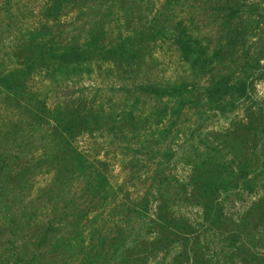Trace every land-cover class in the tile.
Here are the masks:
<instances>
[{
	"label": "trees",
	"instance_id": "obj_1",
	"mask_svg": "<svg viewBox=\"0 0 264 264\" xmlns=\"http://www.w3.org/2000/svg\"><path fill=\"white\" fill-rule=\"evenodd\" d=\"M10 1L6 0L7 4ZM142 1L46 0L37 16L39 21L30 20L26 27L22 21L25 16L22 19L11 8L4 7L8 23L2 30H12L14 44L6 61L0 64L6 72L0 78V95L6 97L5 105L12 113V117L1 122L3 125L0 126V205L11 227V255L17 262L47 264L48 257L41 249L48 246L52 236L59 231L69 233L71 239L72 234H79L78 240L87 239L92 237V224L100 219L106 222L115 216L121 220L116 235L110 239L102 238L99 248L93 252L87 250L86 258L80 264H111L119 253L126 258L124 264H148L160 254L176 256L171 260L174 263L211 264L200 247L203 230L231 236L229 247L235 250L240 264L255 261L253 257L256 256H250L244 249L246 245L240 244L238 233L217 211L216 199L221 190L230 191L241 183L246 186L263 175L264 164L259 160L264 157V150L260 147L255 154V148L250 150L248 146L253 138L254 142L262 140L264 146V128L257 133L252 126L244 131L233 128L234 134L227 133L219 139L224 150L209 148V153H201L203 159L189 156L191 163L187 160V164L191 166L192 174L187 182L179 183L170 167L178 153L165 144L168 139L175 142L185 135L180 121L187 116L185 108L191 103L187 95L191 90H197L192 89L195 86L191 83L172 86L142 81L139 85H132L131 90L123 89L134 97L132 101L128 100L131 102L125 105L126 109H122L120 100L122 86L114 94L120 98L99 99L81 94L48 101L46 89L56 93L61 88H69V85L76 84L71 81L73 78L92 73L93 66H111L119 72V81H122V68L141 76L140 70L147 64L151 50L169 40L177 45L183 63L197 75H193V79L217 66L221 51L209 53V48L202 46L200 39L193 37L190 31L183 30L173 36L163 22L156 21L158 15L145 23L136 19L134 7L141 5ZM74 14L79 17V25L77 22L68 25L65 19ZM35 77L46 83L45 91L32 87ZM212 77L218 80L204 88L205 102L215 111L226 112L227 105L231 104L224 97L225 77L217 78L216 74ZM229 94L233 96L234 92L230 90ZM140 104L146 110L140 109ZM136 109L140 110L138 115ZM15 117L18 119L14 120ZM8 126H11L10 131ZM97 134L109 137L120 148L125 143L122 146L124 151H130L134 145L135 150L130 151L133 157L129 161L137 168L128 179L133 184L123 188L122 201L102 213L91 210L96 208L98 201L115 199L117 191L114 190L113 196L107 195L110 184L105 171L96 170L92 160L100 167L105 168L107 164L97 157L91 159L76 147L78 138ZM34 148L35 151L42 149V153L32 155L23 166H17L15 177L4 182L2 175L7 174L11 166L16 168L14 165H19L20 154L17 152L26 154L34 152ZM212 161L213 164L209 163ZM256 164L257 170L251 171ZM142 166L147 167L146 176L136 182L132 176L140 172ZM39 172L52 174V179L43 188H36L32 195L29 190L34 188L31 184L33 176ZM9 183L13 185L12 191ZM7 192L15 196L10 198ZM131 195H135L134 199ZM185 202L200 209L203 230L187 225L182 218L177 219L179 216L175 212L180 215L179 208ZM19 204L24 205L20 207V214L17 212ZM250 215L255 216V220H262L264 195L252 203L239 228ZM50 216L53 220L49 219ZM55 226L62 228L55 229ZM33 230H36L32 237L36 246L32 255L25 254L22 248L25 243L22 242L27 241ZM108 245H113L114 250H110L114 255L103 260L101 255ZM128 249L133 253L127 252ZM254 264H264V261Z\"/></svg>",
	"mask_w": 264,
	"mask_h": 264
},
{
	"label": "rangeland",
	"instance_id": "obj_2",
	"mask_svg": "<svg viewBox=\"0 0 264 264\" xmlns=\"http://www.w3.org/2000/svg\"><path fill=\"white\" fill-rule=\"evenodd\" d=\"M45 1L11 0L10 4H7L6 0H0V64L2 61H6L14 44V41H12V36L14 37V34H11L12 30H2L8 23V14H6L4 7L7 9L11 8V11L15 15L22 17V19L25 16L22 21L24 22L23 27H26V23L30 20L33 22L39 21L37 16ZM140 4L134 7V13L136 19L141 20L142 23L158 15L159 19L156 21L163 22L167 26L168 32L173 36L183 30L186 33L190 31L194 35L193 37L200 39L202 46L209 48V53L214 50H220L222 55L217 58V66L213 70L207 69L205 72L199 73L197 79H193V75H197L191 71L188 64L183 63L180 59L177 45L169 40L162 45L157 44L151 50L150 56L146 60L147 64L142 69L140 68L141 76L132 75L130 70L122 68V81H119L118 76L120 74L116 69L109 65L101 64L100 66H93L92 73H85L78 79L73 78L71 81H76L75 85H69V88H61L56 93L46 89V83L36 77L33 80L34 82H32V87L44 91L46 89L49 94L48 101L54 102L81 94L89 97H99V99L106 97L120 98L121 96L115 97L114 95L117 90H120V86H122V90H131L132 85H139L142 81L172 86L187 82L191 83V86H195L192 89L197 90H191L190 88L191 93L187 97L190 98L191 103L185 108L187 116L180 121L182 122V130L185 135H181L179 140L175 142H171L168 139L165 144L172 151L178 153L174 164L170 167L176 174L177 181L185 183L192 174V168L187 164V160L191 163L189 156L191 159H203L201 153L204 154L209 148L221 147L224 150L219 139L224 134H234L231 131L233 128L244 131L249 126H252L255 133H257V130L261 131L264 128V0H143ZM35 17L36 19H34ZM78 20L79 17L74 14L66 18L65 22L68 25H74V22H77L79 25ZM176 29H179V31H176ZM12 67L10 66V68ZM137 74L140 73L137 71ZM214 74H216L217 78L219 76L225 77L223 91H226V94L224 97L225 101L231 104L227 105L228 109L226 112L215 111L205 102L207 99L204 88L211 86L218 80L212 77ZM4 75H6V72L0 67V78ZM230 90L234 92L233 96H230ZM131 95L123 90L122 99H120L122 100V109H126L125 105L134 99ZM5 102L6 97L0 95V126L3 125L1 122L12 117V113L7 110ZM194 102L197 104L195 105ZM148 105L150 106V104ZM148 105H145V107L149 109ZM140 109L146 110L141 104ZM135 111L137 115L140 112L137 109ZM17 119V117L14 118V120ZM7 129L10 131L11 126H8ZM249 133L251 135L250 131ZM111 142L109 137H103L98 134L93 137L82 136L76 141V147L79 151L87 153L91 159L97 157L101 161H105L107 164L105 168L100 167L93 160L92 163H94L96 170L105 171V178L110 184L107 195L109 197L113 196L115 191L118 194H114L116 195L115 199L98 201L96 208L91 211L97 209L101 213L104 210L108 212L116 205V202L122 201L123 188L126 186L130 187L133 184V182H128V179H130V174L137 171V168L135 169L129 161L133 157L130 151L135 150V146L132 145L130 151H124L122 146L124 147L125 143H122L120 148V146ZM262 144V140L258 141L256 139L254 142L253 138V142L248 146V149L255 148L254 153L256 154L260 147L262 151L264 150ZM194 150H196L195 154H190ZM33 151L24 153L25 155L21 153L22 151L17 152L20 154L19 165H14L16 168L11 166L10 171L8 170L7 174L2 175L4 182H9L15 177L18 172L17 166H23L24 163L33 157L32 155L38 156L42 153V149H36L35 151L34 148ZM259 161L264 164V157ZM209 163L213 164L214 162ZM257 165L256 168L252 167L251 171L257 170ZM146 171L147 167L142 166L141 171L136 172L132 176L134 177L133 180H141V177L146 176ZM39 173L33 176L34 180L31 184L34 188L31 187L32 189L29 190L32 195L36 188H43L52 179V174ZM263 185L264 172L262 176H258L257 179L246 186L241 183L239 187L236 186L230 191L221 190L216 199L219 207L217 211L223 215V219H226V224L238 233L240 244L246 245L244 249H247L250 256H256L253 257L255 259L254 262L264 261V217L262 220H255V216L252 217L250 215L248 221L243 223V227L239 228L238 226L244 221L252 203L264 195ZM12 186L9 183L10 191L13 190ZM139 191L141 194L142 190L139 189ZM7 195L10 198L15 196V194L12 195L9 192H7ZM134 196L131 195L132 199H134ZM14 198L12 201H14ZM185 203L179 208L180 215L175 212V215L179 216L177 219L182 218L187 225L193 228H205L201 224L204 221L200 209L190 203ZM20 207H24V205H18V214L21 213ZM49 219L53 220V217L50 216ZM101 220L92 224L94 231L91 233L92 237H86L87 239L78 240L77 236L79 234H72L74 237L71 239L69 238V233H62L61 231L57 233L58 237L57 235L52 236L49 245L41 249L44 256L48 257L47 264H80L86 258L85 253L87 250L93 252L99 248L102 238L108 237L110 239V237L116 235L118 225H121L120 217L115 216L106 222ZM58 221L56 219V222ZM55 227V229L62 228ZM113 229L115 230L112 231ZM34 233H36V230H33V234L32 232L29 234L27 241L22 242L23 244L25 243L22 247L25 254L31 253L32 255V251L36 246L35 241L32 240ZM201 233L202 244H200V247L203 249L202 253L206 256L207 261L211 264H240V259L235 256V250L229 247L230 241L228 242V240H230L231 236H221L205 230L201 231ZM144 235H147V233ZM12 241L11 227L0 205V264H22L13 259L11 255ZM110 249L114 250L113 245L111 247L110 245L107 246L101 255L103 260L109 259L108 257L114 255ZM127 252L133 253V250L128 249ZM174 257L176 258L174 255L164 257V254H160L156 259L149 261L148 264H186L185 262L181 263V261L174 263L171 261ZM125 259V256L122 258V254L119 253L111 260V264H124ZM254 262L250 264H254ZM27 264L33 263L28 261Z\"/></svg>",
	"mask_w": 264,
	"mask_h": 264
}]
</instances>
